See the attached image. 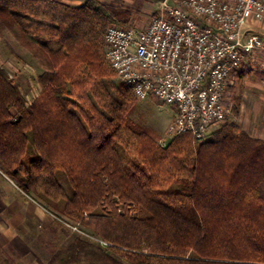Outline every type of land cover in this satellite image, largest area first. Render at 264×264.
Instances as JSON below:
<instances>
[{
	"label": "trees",
	"instance_id": "obj_1",
	"mask_svg": "<svg viewBox=\"0 0 264 264\" xmlns=\"http://www.w3.org/2000/svg\"><path fill=\"white\" fill-rule=\"evenodd\" d=\"M114 21L95 0H0V26L43 69L28 102L0 64V170L54 224L108 242L79 234L46 264H264V138L225 119L161 146L135 127L104 57Z\"/></svg>",
	"mask_w": 264,
	"mask_h": 264
},
{
	"label": "built area",
	"instance_id": "obj_2",
	"mask_svg": "<svg viewBox=\"0 0 264 264\" xmlns=\"http://www.w3.org/2000/svg\"><path fill=\"white\" fill-rule=\"evenodd\" d=\"M159 1L142 29L107 26L105 59L137 99L152 97L175 107L161 146L181 133L204 140L227 118L229 88L239 71L264 51V0Z\"/></svg>",
	"mask_w": 264,
	"mask_h": 264
},
{
	"label": "rangeland",
	"instance_id": "obj_3",
	"mask_svg": "<svg viewBox=\"0 0 264 264\" xmlns=\"http://www.w3.org/2000/svg\"><path fill=\"white\" fill-rule=\"evenodd\" d=\"M96 1L114 13V23L123 21L122 25L136 28L148 23L150 16L159 9L160 2ZM253 56L229 88L227 106L230 112L226 119L235 121L250 135L264 138V51L256 52ZM0 64L19 84L27 101L31 102L41 89L38 76L43 69L28 49L22 47L10 31L2 26ZM236 105H239V111L234 115L233 108ZM174 115L173 105L158 102L152 97L137 99L130 114L135 127L156 137L159 145V141L166 137ZM60 181L63 182V179ZM54 220L52 213L25 194L0 170V264H46L58 244L68 245L79 235L71 226L66 223L56 225ZM77 226L88 232L83 226ZM73 264L88 263L83 261Z\"/></svg>",
	"mask_w": 264,
	"mask_h": 264
},
{
	"label": "crops",
	"instance_id": "obj_4",
	"mask_svg": "<svg viewBox=\"0 0 264 264\" xmlns=\"http://www.w3.org/2000/svg\"><path fill=\"white\" fill-rule=\"evenodd\" d=\"M59 1H62V2H64V3H67V4H72V5H78V4H82V3H84V2H86L87 0H59ZM96 1V0H95ZM99 3V2H98ZM147 25V24H146ZM145 25V26H146ZM145 26H139V27H137L138 29H142V28H144ZM3 262H4V260H3Z\"/></svg>",
	"mask_w": 264,
	"mask_h": 264
}]
</instances>
